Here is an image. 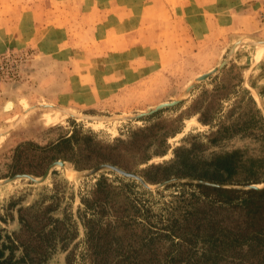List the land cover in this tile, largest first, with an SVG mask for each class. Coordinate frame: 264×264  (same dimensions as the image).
I'll list each match as a JSON object with an SVG mask.
<instances>
[{
	"label": "rangeland",
	"instance_id": "obj_1",
	"mask_svg": "<svg viewBox=\"0 0 264 264\" xmlns=\"http://www.w3.org/2000/svg\"><path fill=\"white\" fill-rule=\"evenodd\" d=\"M260 48L264 0H0V214L7 199L27 187L33 191L23 204L30 202L40 193L37 187L50 185V173L57 170L72 185L75 215L78 194L93 184V177L111 171L85 176L94 168L75 171L59 160L64 169L54 166L43 181L29 186V179L6 177L11 151L18 144L45 145L70 131L73 121L104 144L125 141L133 131L155 124L154 130L179 132L167 145H183L185 136L205 131L184 114V91L232 50L220 72L198 84L199 92L210 91L220 80L230 85L245 79L250 61L255 63L250 80H264V61L257 62L264 56ZM215 76L219 78L212 81ZM175 101L179 103L154 117L134 118ZM143 140L140 144H147ZM247 144L228 142L226 150ZM170 152L147 165L169 160ZM68 171L74 177L67 176ZM8 179L12 181L4 183ZM171 180L168 184L187 182ZM160 184L147 189L167 185ZM171 192L164 194L167 200ZM16 226L15 216L0 222L6 231ZM82 249L80 243L73 264L79 263ZM64 257L58 255L50 264H66Z\"/></svg>",
	"mask_w": 264,
	"mask_h": 264
},
{
	"label": "trees",
	"instance_id": "obj_2",
	"mask_svg": "<svg viewBox=\"0 0 264 264\" xmlns=\"http://www.w3.org/2000/svg\"><path fill=\"white\" fill-rule=\"evenodd\" d=\"M242 81L220 80L198 92L184 114L196 117L205 131L185 136L174 148L167 141L179 132L154 130L155 124L104 144L73 121L70 131L45 145L26 141L14 147L6 177L40 178L62 160L75 171L108 164L137 172L149 186L171 179L200 183L150 191L136 179L107 171L78 194L74 215L72 185L53 170L50 185L37 187L40 193L30 202L23 204L31 187L7 199L0 222L15 216L17 226L0 227V264H50L61 254L73 264L80 243L78 264H264V188H248L264 185V115ZM236 140L249 144L226 150ZM169 151V160L147 165Z\"/></svg>",
	"mask_w": 264,
	"mask_h": 264
},
{
	"label": "water",
	"instance_id": "obj_3",
	"mask_svg": "<svg viewBox=\"0 0 264 264\" xmlns=\"http://www.w3.org/2000/svg\"><path fill=\"white\" fill-rule=\"evenodd\" d=\"M233 50L228 54V57L227 59L224 61V62H221V64L214 68L213 70H211L210 72L206 73V74H203L201 75L200 77L196 78L194 80V82L184 91V95H187L192 89H194L196 87V85H198L199 83L203 82V81H206L209 77H211L212 75L220 72V70L226 65V63L228 61H230L232 55H233ZM177 103H179V101H175V102H172V103H163V104H159L157 107H155L154 109L148 111L147 113H143L141 115H138L134 118H141V117H145V116H148V115H152L154 114L155 112L161 110V109H164V108H167V107H172V106H175L177 105ZM45 107V106H44ZM54 166H59L61 168L64 169L65 167V163L62 162V161H58V162H55L54 164H52L51 166L48 167V169L46 170L45 174L43 175V177L40 179V180H36L34 179L33 177L31 176H28V175H17L15 176V178L13 179H16V178H25L26 179H29L30 181L32 182H40V181H43L46 176L49 174L50 170L52 169V167ZM101 170H111L121 176H124V177H127V178H133V179H136L138 180L142 186L146 187V188H149V186H147V184L135 173H128L126 171H123L115 166H111V165H101L97 168H94L90 171H88L87 173H85L84 175L85 176H89V175H93V174H96L97 172L101 171ZM179 180V179H178ZM12 181V179H8V180H5L4 183H8ZM174 180H171V181H167V182H164L163 184H160L158 185V187L164 185V184H168L170 182H173ZM184 181H187V182H195V183H200L199 181H196V180H190V179H184ZM248 188H255V189H259L258 187L256 186H249Z\"/></svg>",
	"mask_w": 264,
	"mask_h": 264
},
{
	"label": "crops",
	"instance_id": "obj_4",
	"mask_svg": "<svg viewBox=\"0 0 264 264\" xmlns=\"http://www.w3.org/2000/svg\"><path fill=\"white\" fill-rule=\"evenodd\" d=\"M251 56L253 58V54ZM255 60H256V55H255ZM261 61H264V56H262V59H260V61H257L258 64L261 63ZM254 65H255V63H253L251 61L247 65V68L245 69V73L250 72V75L246 76V78L243 79L240 87L249 92L254 103H256L257 108L261 111L262 115H264V80H262V79H259V80L255 79V81L250 80L251 74H254V70H253ZM260 67H261L260 68V71H261L262 68H264V63L260 64ZM198 86L199 85H196V87L194 89H192L187 95H184V103H183L184 104V110L190 105V102H192V100L198 94V92H199ZM226 106H227V104H224V110H225ZM191 119H196V117L191 118ZM188 120H190V119L188 118ZM197 124L200 125L198 122H197Z\"/></svg>",
	"mask_w": 264,
	"mask_h": 264
},
{
	"label": "bare ground",
	"instance_id": "obj_5",
	"mask_svg": "<svg viewBox=\"0 0 264 264\" xmlns=\"http://www.w3.org/2000/svg\"><path fill=\"white\" fill-rule=\"evenodd\" d=\"M259 51H260V54H261L262 51H264V48H260ZM66 174H67V176L69 175L70 177H74V175H75V173L74 172H71V171H68ZM76 175H78V174L76 173Z\"/></svg>",
	"mask_w": 264,
	"mask_h": 264
}]
</instances>
